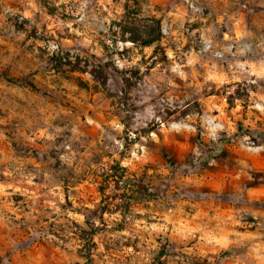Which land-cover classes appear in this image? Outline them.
<instances>
[{"label":"rangeland","instance_id":"1","mask_svg":"<svg viewBox=\"0 0 264 264\" xmlns=\"http://www.w3.org/2000/svg\"><path fill=\"white\" fill-rule=\"evenodd\" d=\"M0 264H264V0H0Z\"/></svg>","mask_w":264,"mask_h":264},{"label":"trees","instance_id":"2","mask_svg":"<svg viewBox=\"0 0 264 264\" xmlns=\"http://www.w3.org/2000/svg\"><path fill=\"white\" fill-rule=\"evenodd\" d=\"M148 23L142 26L141 29H133V25L129 21L114 22L112 24L115 28L114 36L122 43H140L142 46L152 45L160 40V29L157 21L150 20ZM77 71L85 72L80 69Z\"/></svg>","mask_w":264,"mask_h":264}]
</instances>
